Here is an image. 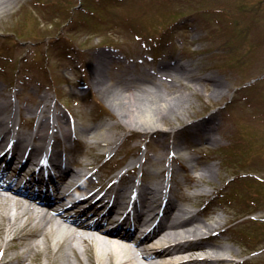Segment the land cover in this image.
Wrapping results in <instances>:
<instances>
[{"label":"rangeland","instance_id":"rangeland-1","mask_svg":"<svg viewBox=\"0 0 264 264\" xmlns=\"http://www.w3.org/2000/svg\"><path fill=\"white\" fill-rule=\"evenodd\" d=\"M0 85L21 107L11 116L18 132L35 128L23 106L45 94L57 125L112 132L108 146L83 138L59 146L80 168L90 163L93 180L107 183L101 172L122 163L138 179L142 168L141 181H167L179 204L226 226L212 241L223 238L239 264H264V0H17L0 14ZM148 86L189 105L188 117L153 130L120 123L109 92ZM40 256L31 264H47Z\"/></svg>","mask_w":264,"mask_h":264},{"label":"bare ground","instance_id":"bare-ground-1","mask_svg":"<svg viewBox=\"0 0 264 264\" xmlns=\"http://www.w3.org/2000/svg\"><path fill=\"white\" fill-rule=\"evenodd\" d=\"M16 1L0 0V14ZM174 76L168 74V78L172 80L171 85L176 88L180 86V82ZM154 92L151 86L138 88L137 92L130 94L112 90L108 94V101L119 113L120 123L123 125L140 124L145 129L153 130L162 127L163 122H168L170 116L179 119L188 117L189 105L182 102L172 104L167 93ZM45 98L46 95L42 94L41 104L23 106L37 116L35 134L41 141L46 136L45 128L52 127L54 131L57 130V118H53L51 109L53 104L48 103ZM20 109L18 104L12 103L8 94L2 92L0 85V115L9 114L8 119L0 121V124L5 125V130L0 133V147L4 146L3 140L11 129H15L16 120L11 116L15 111L19 113ZM192 124L199 125L196 122ZM68 126L71 129L70 124L60 126V129L66 130ZM89 131L95 136L94 144L100 146H106L114 139L112 132L101 137L96 127ZM71 134V130L65 131V137H70ZM24 137V133L16 132L13 137L15 143L8 148L3 147L0 152V159L5 160L0 165V248H3L1 264L40 262L41 253L46 254L47 264H239L227 255H219L232 251L222 241L223 238L214 243L209 240L195 241L197 237L208 235L220 238L227 227L222 226L217 219L212 222L203 221L196 211H190L179 204L167 193L170 188L167 181L132 182L141 201L135 205L136 217L132 222L127 220V216L116 214L117 206L125 207L122 204L125 195L120 193L122 188H117L113 194L108 195L106 190L113 188L110 181L99 183L103 189L100 199L106 205L102 212L91 208L89 202L86 205L77 204L86 200L85 196L74 199L75 206L61 204L62 198H47L41 189L35 187L32 179L20 176V172L26 167L34 168L37 157L36 145L27 149L21 144ZM208 138L216 139L213 135H208ZM169 147L168 152L175 148L170 144ZM176 149H181L180 145ZM20 157L24 158L19 165L12 166L13 161ZM50 158L64 172L73 170L70 164L63 163L58 149L52 150ZM163 170L159 169L155 173L161 175ZM170 171L167 173L169 178L172 176ZM94 173L89 172L80 185L84 187V183L93 182L91 179H94ZM210 173V167L201 169V176H209ZM66 177L68 176L60 174L57 181L63 183ZM206 194L203 188L196 191L198 196ZM154 219L155 223L145 231ZM226 239L231 240L229 236ZM192 240L195 241L194 244H190ZM199 247H211L212 251L202 250L201 253L205 256H200L195 253ZM79 254L86 255V261Z\"/></svg>","mask_w":264,"mask_h":264}]
</instances>
